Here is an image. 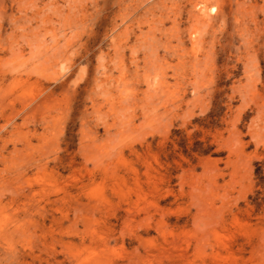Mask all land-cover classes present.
<instances>
[{"label": "rangeland", "instance_id": "374dc122", "mask_svg": "<svg viewBox=\"0 0 264 264\" xmlns=\"http://www.w3.org/2000/svg\"><path fill=\"white\" fill-rule=\"evenodd\" d=\"M0 264H264V0H0Z\"/></svg>", "mask_w": 264, "mask_h": 264}, {"label": "bare ground", "instance_id": "6f19581e", "mask_svg": "<svg viewBox=\"0 0 264 264\" xmlns=\"http://www.w3.org/2000/svg\"><path fill=\"white\" fill-rule=\"evenodd\" d=\"M205 12V11H204ZM205 14V13H204Z\"/></svg>", "mask_w": 264, "mask_h": 264}]
</instances>
